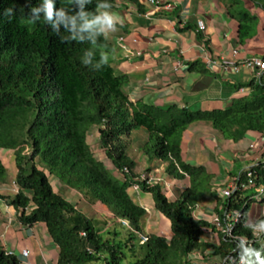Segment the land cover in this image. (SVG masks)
<instances>
[{
    "label": "trees",
    "instance_id": "16d2710c",
    "mask_svg": "<svg viewBox=\"0 0 264 264\" xmlns=\"http://www.w3.org/2000/svg\"><path fill=\"white\" fill-rule=\"evenodd\" d=\"M116 1L92 0L81 7L77 0H56L57 11L66 18L76 16L73 29L55 15L52 21L45 20L43 11L32 23L27 13L42 7L43 0H0V149L14 152L18 190L10 203L18 220L27 226L46 223L59 249L57 264H192L191 255L209 246L220 258L232 254L230 264H257L258 257L264 258V233L255 236L257 224L248 222V212L264 186V161L241 171L237 188L223 199L204 165L183 160L182 136L197 121L209 122L234 140L250 130L264 133V73L248 83V96L225 109L193 111L133 102L125 90L126 76L117 74L110 61L96 67L100 57H108L112 50L104 32L79 29L81 11L90 19L101 14L100 4L113 6ZM224 1L229 15L239 22L243 42L252 35L257 17L240 0ZM253 1L264 8V0ZM11 4L16 13L8 23L2 13ZM85 59L90 63L84 64ZM95 126L102 148L123 178L94 155L87 139ZM139 129L148 135L143 156L150 162L166 161L169 177L187 179L176 199L167 196L161 182L141 179L135 172L138 159L127 149L132 132ZM51 175L91 201L101 202L113 220L100 223L78 209L54 189ZM7 182L8 168L0 157V185ZM135 184L152 194L156 210L169 219V237L146 232L148 211L128 191ZM212 196L222 205L216 214L223 225L228 223L226 213L239 214L231 235L219 230V245L204 241L206 227L212 224L195 215L200 203ZM245 248L252 254H246ZM0 264L23 263L0 243Z\"/></svg>",
    "mask_w": 264,
    "mask_h": 264
},
{
    "label": "crops",
    "instance_id": "0c3cea01",
    "mask_svg": "<svg viewBox=\"0 0 264 264\" xmlns=\"http://www.w3.org/2000/svg\"><path fill=\"white\" fill-rule=\"evenodd\" d=\"M240 2L246 11L257 17L252 35L243 42L238 35L239 22L229 15L224 0H117L112 7L101 8V13L116 12L121 17L113 28L103 32L112 46L107 52L109 61L117 74L126 76L125 90L130 99L196 111L225 109L248 96L251 92L248 83L257 78L255 73L246 67L236 72L220 65L223 57L240 60L259 56L264 59V8L253 0ZM199 22L205 24V29H200ZM141 130L144 129L134 133ZM135 137L133 135L131 139L135 141ZM89 140L99 142V133L92 132L88 135V143ZM10 151L0 149V157L2 160L4 157L11 167L14 158ZM182 158L193 165H204L213 175V189L220 193L234 183L241 171L264 159V133L250 130L243 138L234 140L225 137L209 122L197 121L183 133ZM166 166L164 160L150 162L146 156L143 161L138 157L135 172L141 176L150 167L149 176L161 182L167 196L174 200L188 181L169 177ZM113 173L116 175L115 171ZM50 178L62 191L64 184L54 175ZM8 186L0 185V195L7 196L0 199V243L8 252L16 254L23 264H57L59 249L46 223L22 224L16 208L10 203L17 191L13 192ZM132 197L148 212L163 219L162 222L166 221L168 234L152 232L169 237L170 221L156 210L152 194L135 190ZM67 198L75 202L74 194ZM261 198H257V194L254 196L248 222L257 224L256 231L263 234L264 228L257 222L264 219V200ZM221 206L212 196L198 206L195 215L210 223L216 208ZM209 230L204 233V241L219 245L220 240L216 237L219 230L213 226ZM23 250H28L29 254L25 255ZM200 252L202 256L207 253L216 256L210 246Z\"/></svg>",
    "mask_w": 264,
    "mask_h": 264
},
{
    "label": "rangeland",
    "instance_id": "374dc122",
    "mask_svg": "<svg viewBox=\"0 0 264 264\" xmlns=\"http://www.w3.org/2000/svg\"><path fill=\"white\" fill-rule=\"evenodd\" d=\"M92 132H98V126L93 127V129L91 130V132H89V136L92 135ZM140 132V133H139ZM138 133H134V131L131 134V138L133 139V135H136L135 137V141H133L132 139L129 138V147H128V153L130 155H134L135 159H138V157H142V161H143V154L141 153V150H138V147L140 144H142L143 142H145V140H147V132L145 133V130H141ZM89 145H91V149L94 153V155L97 156V158H102L103 162L105 163V165L112 171L116 172V176L123 178L124 176L122 175L121 172L117 171V169L115 168V166L113 165V163L111 162V160L106 156V154L104 153V149H102L101 143L99 144V142L97 143H92L89 140ZM12 153V157L14 158V152L10 151ZM3 157V155H2ZM12 158V159H13ZM3 160L5 162V165L8 168V182L6 183L7 185H9L8 187L14 192L18 190V186L15 182V166H14V162H13V166H9V163L7 162V160L3 157ZM14 161V160H13ZM137 167V166H136ZM136 169V168H135ZM143 175L149 176L148 170L146 169L144 172H142ZM52 180V179H51ZM54 188L56 191H58L59 193H61L62 195H66L65 197L67 198L68 196L73 197L74 194V200L76 203V207L78 209H80L81 211H83L84 213H86L88 216L95 218L96 220H98L100 223H103L104 221L113 220V215L112 213L109 211V209L103 205L101 202L99 201H91L88 197L84 196L83 194H80L78 192V190L76 189H71L69 187H67L66 185L61 186L62 191L57 189V185L53 184ZM59 186V185H58ZM63 187V188H62ZM141 191L140 188H136L134 185L133 187H130L128 189L129 193L133 196V191ZM68 199V198H67ZM207 200V199H206ZM203 202V201H202ZM201 202V203H202ZM200 203V204H201ZM163 220V219H162ZM161 218L159 219L155 214H152V212L150 213V211L147 214V219H146V232H152V231H159L162 234H168L169 229L168 226L166 225V221L162 222ZM160 223H158V222ZM160 227V228H158ZM210 227H206V230L208 232H210L209 230ZM212 232V231H211ZM214 232V231H213ZM217 238H219V235L216 236ZM196 252H200V250L196 251ZM224 258V257H223Z\"/></svg>",
    "mask_w": 264,
    "mask_h": 264
},
{
    "label": "clouds",
    "instance_id": "9594fccd",
    "mask_svg": "<svg viewBox=\"0 0 264 264\" xmlns=\"http://www.w3.org/2000/svg\"><path fill=\"white\" fill-rule=\"evenodd\" d=\"M62 3H69L71 0H61ZM77 2L83 7L84 3H91L92 0H77ZM56 0H43L42 7H32L30 12L27 13V16L31 20L32 23H36L37 20L40 19L39 13L41 11L45 14V20L52 21L53 16L55 15L57 18L63 20L65 25L71 24L72 28H76V16L65 17V13L62 10L57 11L55 8ZM102 8H110L112 7L109 3H102L99 5ZM16 7L15 4H11L3 10L2 19L6 20V22L11 23L15 18ZM79 18L82 23L79 25V29L81 32H88L90 34H97L99 32H103L105 29L113 28L114 24L117 20L121 19L120 15L116 12H103L99 15H93L90 19L86 13L81 11L79 14ZM83 39V37H80ZM94 42V41H93ZM92 53H88V56L91 57ZM109 58L106 56H101L100 61L96 65L99 67L100 64L107 65ZM84 64L90 63L89 59H85L83 61ZM260 227L264 228V219L257 220ZM245 253L248 255L252 254V249L245 248ZM257 264H264V258L257 259Z\"/></svg>",
    "mask_w": 264,
    "mask_h": 264
},
{
    "label": "built area",
    "instance_id": "2783aa9c",
    "mask_svg": "<svg viewBox=\"0 0 264 264\" xmlns=\"http://www.w3.org/2000/svg\"><path fill=\"white\" fill-rule=\"evenodd\" d=\"M149 1L155 2L156 0H149ZM199 27L200 29H205V24H203V22H199ZM212 62L216 63L215 61H212ZM220 65H222L225 69H230L236 72L239 71L241 68L246 67L252 70L255 73L257 78L260 77L264 73V59L259 56L246 57L240 60H237L234 58L223 57L222 63ZM262 161H264V159ZM251 174L252 172H249V176H251ZM145 178H148L150 182H158L156 180H153V178L150 176L141 174V179H145ZM237 179L238 178L235 179L234 183L231 186H228L220 190L219 194L223 199H226L227 197H229L231 193L237 188L238 186ZM251 184H253L252 180H250L249 185ZM249 185L248 184L244 185V188H247ZM134 186L136 188H139L138 184H135ZM261 197H264V186L260 188L259 193L257 194V198H261ZM226 216L228 220L227 225H223L221 218L217 214L212 218L210 223L212 224V226H214V228H216L217 231L222 230L228 235H231L232 229H233V223L238 220L239 214L237 212H228L226 213ZM255 236L256 237L261 236V232L256 231ZM242 241L244 244H247L246 239H242ZM23 253L25 255H28L29 251L23 250ZM201 254H202L201 252H194L191 255L192 264H230L233 261L232 254H229L225 256L224 258L210 255L209 253L205 254L204 256H202Z\"/></svg>",
    "mask_w": 264,
    "mask_h": 264
}]
</instances>
